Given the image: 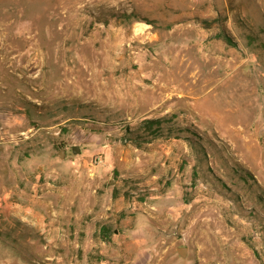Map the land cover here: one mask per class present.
<instances>
[{"label": "rangeland", "instance_id": "rangeland-1", "mask_svg": "<svg viewBox=\"0 0 264 264\" xmlns=\"http://www.w3.org/2000/svg\"><path fill=\"white\" fill-rule=\"evenodd\" d=\"M83 160L151 221L118 264H264V0H0V264L99 262L39 186Z\"/></svg>", "mask_w": 264, "mask_h": 264}, {"label": "crops", "instance_id": "crops-1", "mask_svg": "<svg viewBox=\"0 0 264 264\" xmlns=\"http://www.w3.org/2000/svg\"><path fill=\"white\" fill-rule=\"evenodd\" d=\"M83 165L85 167L71 172L56 169L45 184L39 185L46 187V204L53 211L48 223V241L52 251H55L53 255H56V251H63L65 255H72L70 257L75 256L77 248L81 249L85 256L93 252L95 241L98 243L100 255L97 264H118L121 255L118 249L119 237L137 234L146 225H151V221L137 218L135 222H131V217L126 218L122 221L123 229L120 232L115 226L117 220L113 217V211L117 208L111 201L109 188L106 190L108 201H101L98 190L101 184L99 169L93 164H88L87 160H83ZM76 178L78 185L71 184ZM88 213H91L90 218L82 220L83 214ZM124 262L125 260L121 264Z\"/></svg>", "mask_w": 264, "mask_h": 264}, {"label": "trees", "instance_id": "trees-1", "mask_svg": "<svg viewBox=\"0 0 264 264\" xmlns=\"http://www.w3.org/2000/svg\"><path fill=\"white\" fill-rule=\"evenodd\" d=\"M162 117L157 118H144L142 124L144 125V129L151 132V137H155L159 135V127L162 122ZM156 128V129H155Z\"/></svg>", "mask_w": 264, "mask_h": 264}, {"label": "bare ground", "instance_id": "bare-ground-1", "mask_svg": "<svg viewBox=\"0 0 264 264\" xmlns=\"http://www.w3.org/2000/svg\"><path fill=\"white\" fill-rule=\"evenodd\" d=\"M220 97H221V96H220ZM215 98H216V96H215ZM218 98H219V97H218ZM221 99H222V98H221ZM221 99H218V103L220 104L219 107H220V106H223L224 103H225V104H230V102L232 101L231 99H230L231 101H230V100H228V101H227V100H226V101L223 100V101H222ZM212 102H213V101H212ZM213 107H215V105H213ZM228 107H229V106H228ZM162 260H164V259H162ZM152 261H154V260H152Z\"/></svg>", "mask_w": 264, "mask_h": 264}, {"label": "water", "instance_id": "water-1", "mask_svg": "<svg viewBox=\"0 0 264 264\" xmlns=\"http://www.w3.org/2000/svg\"><path fill=\"white\" fill-rule=\"evenodd\" d=\"M72 151H73V152L76 151L74 147L72 148ZM184 251H185V247H178V248H177V252H178L181 256L184 255Z\"/></svg>", "mask_w": 264, "mask_h": 264}]
</instances>
